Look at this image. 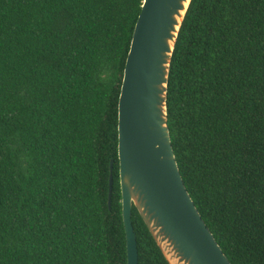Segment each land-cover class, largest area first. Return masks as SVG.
<instances>
[{
  "label": "trees",
  "instance_id": "obj_1",
  "mask_svg": "<svg viewBox=\"0 0 264 264\" xmlns=\"http://www.w3.org/2000/svg\"><path fill=\"white\" fill-rule=\"evenodd\" d=\"M143 2L0 0V264H128L119 102ZM168 106L203 219L232 264H264V0L192 1ZM132 218L139 264H170Z\"/></svg>",
  "mask_w": 264,
  "mask_h": 264
},
{
  "label": "water",
  "instance_id": "obj_2",
  "mask_svg": "<svg viewBox=\"0 0 264 264\" xmlns=\"http://www.w3.org/2000/svg\"><path fill=\"white\" fill-rule=\"evenodd\" d=\"M192 1L144 0L126 62L119 160L128 264H139L134 207L170 264H232L187 188L169 127L171 63Z\"/></svg>",
  "mask_w": 264,
  "mask_h": 264
}]
</instances>
